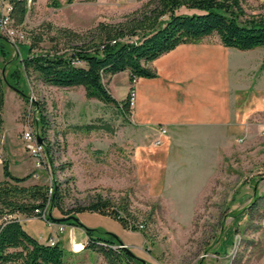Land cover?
Here are the masks:
<instances>
[{
  "label": "rangeland",
  "instance_id": "374dc122",
  "mask_svg": "<svg viewBox=\"0 0 264 264\" xmlns=\"http://www.w3.org/2000/svg\"><path fill=\"white\" fill-rule=\"evenodd\" d=\"M145 1L28 0L22 24L13 22L7 29L0 24V72L5 80L0 178L3 162L11 159L15 173L31 174L27 184L51 188L57 180L65 190L66 208L86 204L97 194L126 207L123 214L136 228L96 212L76 216L95 229L94 236L120 238L123 244L114 248L126 247L139 257V264H264V109L247 117L242 127L230 128L228 142L208 148L209 142L201 138L203 145L186 149L184 161L169 162L164 169L158 162L165 139L155 145L149 131L145 139L150 151L139 162L141 135L114 105L88 98L83 86H55L24 71L33 36L46 32L63 46L66 40L56 34L57 28L85 33L102 21L124 20ZM247 1L249 12L259 11L260 0ZM44 38L36 51L55 43ZM113 77L104 81L115 97L126 98V74ZM26 131L42 145L41 167L28 148ZM181 150L171 157H180ZM59 214L54 209L50 215L62 217ZM68 220L60 222L64 239H58L71 250L66 264H110L101 251H79L83 244L72 245L69 236L77 225ZM25 227L48 234L41 217L27 219Z\"/></svg>",
  "mask_w": 264,
  "mask_h": 264
},
{
  "label": "trees",
  "instance_id": "16d2710c",
  "mask_svg": "<svg viewBox=\"0 0 264 264\" xmlns=\"http://www.w3.org/2000/svg\"><path fill=\"white\" fill-rule=\"evenodd\" d=\"M10 2L14 24H22L28 12V0ZM247 2L146 0L117 23L102 21L85 33L57 28L56 34H61L66 40L63 46L56 42L59 38L49 33L33 36L28 46L29 54L22 62L23 68L27 75L36 73L55 86H83L88 98L114 105L118 113L130 122L133 106L129 96L135 89L134 83L141 77L157 76L153 61L179 44L218 37L223 45L241 50L264 46V1L260 0L259 11L250 8L251 12ZM44 37L55 43L48 49L42 47L36 51ZM123 71L129 75V93L126 98L118 100L104 79ZM4 81L0 72V131L4 124ZM84 127L97 126L86 124ZM3 172L4 179L0 180V264H66L71 250L63 242L57 241L54 245L41 242L26 229L21 216L40 217L37 209L46 210L47 218L51 220H54L50 215L54 209L62 217L91 211L111 216L125 228H136V224L123 214L126 207L116 205L102 194H97L86 204L66 208L65 190L57 180L53 182L50 193V187L45 184H27L31 174H13L8 161L3 162ZM67 222L83 226L88 236L84 249L101 251L110 264L140 263L139 257L126 247L114 248L115 244H123L117 236H94V228L71 219Z\"/></svg>",
  "mask_w": 264,
  "mask_h": 264
},
{
  "label": "crops",
  "instance_id": "0c3cea01",
  "mask_svg": "<svg viewBox=\"0 0 264 264\" xmlns=\"http://www.w3.org/2000/svg\"><path fill=\"white\" fill-rule=\"evenodd\" d=\"M263 60L264 46L241 50L223 45L218 37L179 44L155 59L153 66L157 76L141 77L134 85L136 100L130 121L141 135L136 160L140 162L150 151L149 138L146 141L145 135L150 131L156 138L161 126L168 130L164 136L165 143L159 150L162 157L158 164H163L164 169L169 162L184 161L186 149L192 150V145H203V140L209 142L206 143L208 148L228 142L230 128L242 127L247 117L264 109ZM122 73L126 74L128 91L129 75L126 71ZM180 147L183 149L180 157H171L172 153H179ZM11 165L10 159L9 167L13 174L24 176L15 173ZM29 218L34 217L21 216L24 225ZM52 221L53 224L46 221L47 235L39 231L38 235L32 234L44 243L55 235L63 240L64 234L58 232L62 223ZM75 228V237L68 235L69 240L72 245L75 242L83 244L79 251H86L87 233L83 228Z\"/></svg>",
  "mask_w": 264,
  "mask_h": 264
},
{
  "label": "built area",
  "instance_id": "2783aa9c",
  "mask_svg": "<svg viewBox=\"0 0 264 264\" xmlns=\"http://www.w3.org/2000/svg\"><path fill=\"white\" fill-rule=\"evenodd\" d=\"M0 24L2 27L5 26V28L7 29V27H13V18L11 15L12 12V5L10 0H0ZM9 30V34L11 36H13L12 34H14V30ZM130 103L132 105H134L135 100H136V91L135 89L131 91L130 93ZM167 128L164 126H161L160 128V133L159 135L155 138L154 140V144L155 145H160L163 143L164 141V136L167 134ZM24 138L28 141V148L30 150V152L32 153L33 156L36 157V164L38 167H41L43 164V150H42V145H39L37 142V137L36 135L32 132V131H26L24 134ZM52 192V186L50 188V193ZM38 213H41L40 217L45 219L47 222H49V224H53V221L51 219L47 218V212L45 211H40L39 209L36 210ZM140 227H143L144 224L143 223H139ZM64 230V225L60 224L59 225V229L58 232L61 233ZM70 236H73V229L71 230ZM58 241V237L55 235L53 237H50L48 242L51 245H54L56 242Z\"/></svg>",
  "mask_w": 264,
  "mask_h": 264
},
{
  "label": "water",
  "instance_id": "95a60500",
  "mask_svg": "<svg viewBox=\"0 0 264 264\" xmlns=\"http://www.w3.org/2000/svg\"><path fill=\"white\" fill-rule=\"evenodd\" d=\"M55 221L57 222H63V221H66L68 219H73L74 221H79L78 217L76 215H70V216H65V217H60V218H55V217H52ZM144 264H146L144 262Z\"/></svg>",
  "mask_w": 264,
  "mask_h": 264
}]
</instances>
